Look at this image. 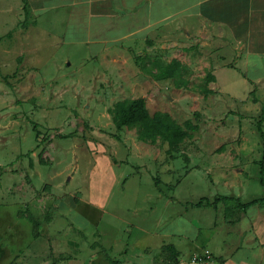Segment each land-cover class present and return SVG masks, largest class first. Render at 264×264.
<instances>
[{
	"label": "rangeland",
	"instance_id": "1",
	"mask_svg": "<svg viewBox=\"0 0 264 264\" xmlns=\"http://www.w3.org/2000/svg\"><path fill=\"white\" fill-rule=\"evenodd\" d=\"M24 4L0 0V264L175 259L160 239L191 231L203 196L239 191L218 181L232 162L252 197L264 193V89L205 45L180 48V25L108 49L99 22L69 19L68 3ZM173 59L186 84L155 76ZM125 98L198 129L174 148L144 142L112 121Z\"/></svg>",
	"mask_w": 264,
	"mask_h": 264
},
{
	"label": "crops",
	"instance_id": "2",
	"mask_svg": "<svg viewBox=\"0 0 264 264\" xmlns=\"http://www.w3.org/2000/svg\"><path fill=\"white\" fill-rule=\"evenodd\" d=\"M28 2L34 13L42 8V0ZM67 3L69 19L99 22L102 47L155 37L158 26L173 33L180 25V48L188 52L205 45L227 69L245 75L252 89H264V0H59L60 5ZM232 164L240 167L218 181L239 191L203 196L190 205L199 211L197 221L188 223L191 231L183 228L171 233L172 239H160L172 244L178 255L149 264H264V203L246 210L238 203L261 199L264 193L252 197L243 177L244 164ZM261 178L264 182V175ZM221 195L232 199L213 203ZM206 250L209 258L194 260Z\"/></svg>",
	"mask_w": 264,
	"mask_h": 264
},
{
	"label": "trees",
	"instance_id": "3",
	"mask_svg": "<svg viewBox=\"0 0 264 264\" xmlns=\"http://www.w3.org/2000/svg\"><path fill=\"white\" fill-rule=\"evenodd\" d=\"M27 2L28 0H24V7H27ZM160 67L159 71L155 74L157 78H173L178 81V86L188 82L181 78L182 63L178 59H173L171 62ZM210 79L213 80L214 76L211 75ZM109 112L117 129L121 130L124 127L136 128L142 141L156 143L160 139L167 142L170 148L179 146L186 138L192 135V131L198 129V125L193 124L191 120H187L184 124L178 123L167 111L150 112L143 98H125L119 100L112 105ZM263 119L264 109L262 110L261 119L258 121V128L264 139ZM37 136H39V133H37ZM262 161V170H264V160ZM261 182L264 184L263 179ZM155 183L159 185V180L156 179ZM203 199L201 198L200 202ZM227 199L232 198L221 195L215 198L213 203ZM237 201L239 200L237 199ZM238 203L241 209L246 210L257 203H264V197L247 203H241L240 201ZM167 247L174 252L176 251L172 244H169Z\"/></svg>",
	"mask_w": 264,
	"mask_h": 264
},
{
	"label": "built area",
	"instance_id": "4",
	"mask_svg": "<svg viewBox=\"0 0 264 264\" xmlns=\"http://www.w3.org/2000/svg\"><path fill=\"white\" fill-rule=\"evenodd\" d=\"M209 257H210V251L206 250L203 255H196L194 257V260H204V259L209 258Z\"/></svg>",
	"mask_w": 264,
	"mask_h": 264
}]
</instances>
